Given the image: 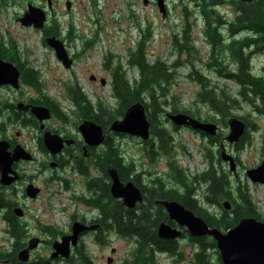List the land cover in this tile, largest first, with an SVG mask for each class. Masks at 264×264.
Returning a JSON list of instances; mask_svg holds the SVG:
<instances>
[{"label":"rangeland","instance_id":"374dc122","mask_svg":"<svg viewBox=\"0 0 264 264\" xmlns=\"http://www.w3.org/2000/svg\"><path fill=\"white\" fill-rule=\"evenodd\" d=\"M225 1L228 3L218 7L215 10L216 14L207 13L206 17L209 21L214 22L217 17L222 20L234 18L235 8L229 3L232 0ZM166 2L171 12L169 17L162 18L156 6H145L142 0H0V40L4 43L13 41L16 44L21 57L29 63L30 67L38 71L41 92L55 99L62 107L70 106L66 99L68 92L70 89L77 88L90 105L97 107L99 104L107 115L115 116L117 103L112 97L111 90L114 69L118 68L124 73L130 83L137 78L136 69L128 66L127 61L129 52L135 50L144 35H148L145 46L147 59L150 62L160 58L167 64L173 63L178 58L174 47L175 38L181 41L183 31L186 25H189L188 41L192 43L194 52L191 51L190 56L186 54L180 56L181 65L173 81L166 86L169 106L164 107L163 113L155 118V128L165 129L173 142L168 153L160 152L156 161L148 162L143 169L156 171L157 176L168 188H171L175 186L173 167L176 166L182 174L192 178L206 171L210 163L213 166L217 165L214 151L217 146H209L201 135L188 128H174L165 118L167 113H172L174 110L178 112L186 110L202 121L211 122L216 119L225 136L229 133L225 125L226 120L229 117L239 118L247 124L248 143L234 152L240 161V168L237 171L238 179L236 180L234 176L229 179L234 186L231 196L220 197L216 205H206L203 199H200V203L215 217H222L225 214L230 217L233 211H224L220 204L225 200L231 201L233 208L235 203L239 204L237 192L239 187L251 198L258 220L264 222V186L252 184L246 175L247 170L253 166H259L264 161V114L257 113L253 109L254 104L238 101L228 110V116L222 117L209 106L196 102L199 88L187 78L188 67L191 64L211 81V85L223 89L233 97L238 87L230 80L216 74L213 68L206 66L209 59V45L204 34L206 19L200 10L186 0H166ZM28 4L46 12L47 27H53L57 37L67 39L70 35L69 40H66L67 50L75 57V64L71 70L64 69L54 52L43 45L40 31L22 27L17 21L26 11ZM184 8L188 12L187 17L184 16ZM220 31L224 38L228 37L225 27H222ZM243 35L241 33L237 37L242 38ZM221 58L223 60L221 65L218 63L221 73L228 74L229 70L234 69L235 66L227 54H222ZM250 66L254 73L264 76V54H252ZM91 76L96 77V81H91ZM102 79L105 80V85L100 84ZM21 91L30 92V89L22 86ZM141 142H143L141 139L129 135L112 136V144L117 147L124 162L134 161L137 166L143 151ZM31 144L34 145V142ZM224 145L226 147V142ZM228 148L226 152L229 153ZM137 170L141 168L137 167ZM32 171L37 176L34 184L42 191L36 201L27 202L21 194L14 197L7 192H4L3 197L7 203H13L16 199L24 205L27 210L24 223L27 225L26 230L29 235L48 240L51 236L42 232L39 224L57 228V235L65 230L68 215L73 213V207L67 208L68 202L59 200L62 195L56 192L57 183L48 180L49 172L36 173V164L32 165ZM224 171L229 173L226 166ZM205 188L204 185L199 188L197 192L199 198L205 195ZM60 208L64 211H60ZM3 213L4 210H0V254L10 252L13 244L6 232L7 226L3 220ZM107 242L104 245H98L93 240L86 239L83 243L86 262H82L77 256L66 264L130 263L137 248L135 238L121 240L111 233ZM176 243L179 257L174 259L166 254H156L155 264H193L192 256L197 251L196 246L189 241L188 237ZM49 250L46 245H41L35 249L33 256L49 259ZM207 253L215 262L217 249ZM108 259L112 262L108 263Z\"/></svg>","mask_w":264,"mask_h":264},{"label":"flooded vegetation","instance_id":"af4514ba","mask_svg":"<svg viewBox=\"0 0 264 264\" xmlns=\"http://www.w3.org/2000/svg\"><path fill=\"white\" fill-rule=\"evenodd\" d=\"M143 1L144 0H142V2ZM186 1L192 3L191 0ZM148 2V5L157 7L156 0H148ZM164 4L167 11L166 17H169L171 10L167 7L166 0H164ZM47 26L48 19L44 28ZM28 29L35 30L32 27ZM47 29L51 33L50 35L45 31L46 29L40 32L41 40L43 41L47 37H52L53 33L57 34L53 27H47ZM58 38L67 50L66 40H69L70 35L67 36V39ZM0 48L8 50V56L13 53L15 63L11 62L10 57H0V59L17 68L20 73V81L25 72L28 70H34L30 67L29 63L21 57L15 43L7 42L2 44ZM250 52V56L252 54H264V49L256 51L254 47L247 48L246 53ZM68 56L72 61V66L69 69L71 70L75 64V57L70 53H68ZM93 81H96V78H94ZM22 86L24 85L22 84ZM22 86H20L18 90H14L10 86L0 87V142H5V144H7L6 152L11 155L15 149H20V157H22L10 165V173L8 177L11 178V182L9 185H2L0 183V196L3 197L4 192L9 193L11 196L14 195V197L21 194L24 200L27 202L31 201L32 199L26 194V189L30 185L37 187L34 184L37 176L34 175L32 171V165L36 164V173L44 174L49 172L48 180L57 183L56 192L62 195L59 200L67 201L68 205L66 207L69 208L72 206L73 213L68 215V223L65 230L57 233V235V228L53 226H40L39 224V229L45 234H49L51 238L49 237L48 240L37 238L39 239L37 248L41 245H46L50 249L49 259L34 258L33 255L36 252L34 249V251L32 250L29 253V260L27 262H21L18 260V253L21 250L26 249L28 242L36 237L29 235L26 230L27 225L24 223V218L27 210L24 205L19 203L16 199L13 203H9L10 208L1 209L4 210L3 220L5 222V215L10 211L14 221L21 228V242H19L20 245L17 246L16 239L12 234L13 230L11 226L9 225V233L8 224L5 222L7 226V235L13 241V244L10 252L0 254V264H66L70 263L77 256L82 262H86L83 248V243L86 239H91L98 245H104L108 243L109 234L111 233L121 240L132 238V236H128L124 232H118L114 225L117 226L119 223L122 225L128 224L129 221H132L133 224L139 222L140 225H143L144 221L149 220L150 222H156V226H158V224L161 223L160 215L163 213L167 216L166 212L159 204L161 201L159 188L160 178L157 176L156 171L152 172L149 169H143L145 165H148V162H155L157 156L160 155L158 139L150 132V139L140 143L143 151L141 152V160L138 161V166L135 165L134 161L125 163L124 158L117 151L118 159L120 160L121 173L123 174L122 177H120L118 170L114 167L117 170L119 180L123 185L132 183L139 190V197L141 199L136 202L133 208H128L124 204L123 199L112 198L110 194L111 179L107 174V169L112 168V166L106 165L103 162L107 159V147L113 145L112 136L118 135L108 131L111 122L108 124H106L107 120H105V124L95 122L94 119L96 116L100 115L98 109L97 107L90 105L84 95L85 102L83 107H79L75 102L77 99L76 96L69 91L66 99L69 101L70 106L64 108L55 99L47 96V94H43L41 88L36 89L27 85L25 87L29 88L30 92H24L21 91ZM20 104H22V107L19 109L18 106ZM26 106L45 108L48 110L50 118L40 121L32 115L30 109L25 110L24 107ZM253 109L257 111L256 104L253 105ZM86 121L93 122L102 128L103 141L98 146L87 145L81 131L79 130L80 126ZM211 123H214L218 127L215 136L207 137L202 133H198L203 137L206 143L209 144V146H217V149L214 150L217 165L211 167L210 163L207 170L212 168L218 175L226 177L228 181V190L231 195L234 186L230 183L229 179L231 176H234L237 180V171L240 168V161L238 157L234 155V152L242 149L243 144L248 143L247 130H245V133L238 142L234 144L226 143L225 147L224 142L226 136L222 133V128L219 125V122L216 119H213L211 120ZM245 125L247 129V124ZM45 134L56 136L60 140L61 148L58 153L52 154L46 148L44 144ZM32 142H34V145L31 144ZM221 145H224L226 151L228 146H230V148H228L229 153H227L232 156L236 165L234 173L230 172L228 162L223 161L220 156ZM27 154L30 156L29 160L23 158V156H27ZM224 166L228 168L229 173L224 171ZM137 167H140L141 170H137ZM255 168L257 167L253 166L250 169ZM261 186H264V184ZM39 189L40 192L37 198H39L42 193L41 188ZM239 189L240 188L237 187V192ZM37 198L34 201H36ZM228 202L231 205L232 211L233 203L231 201ZM15 209H20L22 212L21 217L14 214ZM59 210L64 211L63 208H60ZM75 223H77L82 230H80L77 235L75 246L72 245L71 241L69 242V257L63 258L58 256L51 259L50 256L53 253V243L61 242L62 238L72 236V227ZM166 224L172 228H176V224L170 221L169 218ZM182 232L183 236L181 239H187L185 230H182ZM150 253L152 259L146 264H155L156 254H166L156 251ZM178 257L179 254L177 253L176 256L171 258L177 259ZM142 260L143 258L139 255L136 256L134 252L130 263L126 262L125 264H135L136 262L141 263Z\"/></svg>","mask_w":264,"mask_h":264},{"label":"trees","instance_id":"16d2710c","mask_svg":"<svg viewBox=\"0 0 264 264\" xmlns=\"http://www.w3.org/2000/svg\"><path fill=\"white\" fill-rule=\"evenodd\" d=\"M195 7L200 10L206 19V26L204 34L208 40L209 45V59L207 63L208 68H213L216 74L233 82L238 91L233 97L223 89H218L211 85V81L199 70L191 64L188 67L187 78L194 82L199 90L196 94V102L209 106L215 113L222 117L228 116V110L238 101L257 105V113L264 114V78L252 75L249 66L250 53H246L247 48H255L256 51L264 49V0H254L251 4L243 3L241 0H232L229 3L235 8V16L232 20H225L217 17L212 22L206 17L207 13L216 14L215 10L227 4L225 0H191ZM184 16H188L187 10L183 9ZM214 24V25H213ZM189 25H186L182 40L175 38L174 47L177 50L178 58L170 64L165 63L160 58L153 62L147 59L146 53V38L144 35L138 42L135 50L129 52L127 64L135 68L137 71V78L133 82H128L125 74L118 68L114 69L112 73V97L117 103L115 116L107 115L105 111L98 104L97 109L100 115L94 119L99 124H106L112 122L117 117H122L129 106L135 103H142L145 108L147 119L150 122L152 134L159 141V150L162 154L169 152L172 145V138L170 134L163 128H155V118L164 111V107L169 106L166 86L173 81L177 69L180 67V56L186 54L190 56L191 51L194 52L193 45L188 41ZM225 27L228 37L224 38L221 33V28ZM51 34L48 30L46 31ZM244 34L242 38H238L239 34ZM53 35H56L53 33ZM11 43V42H9ZM4 44L0 40V46ZM8 50L0 48V57H10L11 62L15 63L14 55L8 56ZM222 54H227L231 60L234 69H230L228 74L221 73L218 63L221 65L223 61ZM21 82L24 86H31L36 89L41 87L39 75L33 70H28L24 73ZM70 93L76 96V104L83 107L85 98L79 89H70ZM172 113H178L173 111ZM185 113L193 118H196L189 111L183 110ZM107 116V117H106ZM200 120L199 118H196ZM154 127V128H153ZM245 139V138H244ZM117 148L109 145L106 149L107 159L103 162L106 165H111L118 170L119 176L122 177L120 168V160L118 159ZM210 160L212 158L210 157ZM213 165L211 164V167ZM173 179L175 186L168 188L166 184L160 179V199L174 200L181 203L185 208L192 211L196 216L201 217L210 228H216L226 231L236 225L239 219L243 217H254L258 220V215L254 212L251 198L239 189L238 200L239 204L235 203L232 216L223 215L222 217H215L209 213L206 207L200 203V199L204 200L206 205L217 204V199L220 197H230L228 190V181L225 176L218 175L212 168L204 171L199 175L188 178L182 174L177 167H173ZM205 186V195L203 198L197 196V192L201 186ZM3 208H10V204L5 202L0 196V210ZM163 211V209H162ZM161 223H167L168 218L165 214L160 215ZM5 222L8 224V232L10 233L9 225L12 228V234L16 239V244L19 246L21 228L16 224L10 211L5 215ZM120 233H126L136 239L137 248L135 250L136 256L143 258L141 263L146 264L152 258L150 252L156 251L159 253H166L169 256H176L177 244L176 242H168L159 240L156 236V222L144 221L143 225L138 223L114 225ZM189 241L196 246V252L193 254V264H221L219 255L217 253L216 261L213 262L211 255L207 252L216 249L215 242L210 238H190Z\"/></svg>","mask_w":264,"mask_h":264},{"label":"water","instance_id":"95a60500","mask_svg":"<svg viewBox=\"0 0 264 264\" xmlns=\"http://www.w3.org/2000/svg\"><path fill=\"white\" fill-rule=\"evenodd\" d=\"M49 1V0H48ZM244 3L251 4L254 0H241ZM157 6L162 18L166 16L163 0H156ZM147 5V1H144ZM69 8V3H67ZM46 16L43 10L27 6V10L23 17L18 19V22L23 27H33L40 30L44 26ZM46 45L51 48L57 60L61 62L65 69H69L72 62L68 58L67 52L62 42L55 37L45 39ZM20 73L17 68L0 59V87L11 86L13 89H19ZM93 80L94 77H91ZM104 80L101 84L104 85ZM19 109L22 107L20 104ZM25 110H31L33 116L40 121L49 119L48 110L42 107L26 106ZM165 118L174 127H187L193 131L203 133L207 136L213 137L216 134L217 126L213 123L201 122L184 113H167ZM229 134L225 140L230 143H236L240 140L245 132V124L238 118L230 117L227 120ZM150 122L147 119L144 105L140 102L132 104L127 108L121 119L115 120L110 124L109 132L117 134H125L140 138L144 141L150 138ZM82 136L89 146H98L103 141L102 128L93 122H84L79 129ZM44 144L46 148L52 153L56 154L60 151V140L56 136L45 134ZM7 144L0 142V183L2 185H9L11 178L8 177L10 173V165L17 161L21 156L20 149H15L13 154L6 152ZM220 156L223 161L229 163L230 172L234 173L236 165L233 158L226 154L223 145L220 146ZM24 159L29 160L30 156H23ZM107 174L111 179L110 194L113 199H123L124 204L128 208H133L136 202L140 201L139 190L132 184L127 183L123 185L118 177L117 171L114 167L107 169ZM247 177L252 183L264 184V162L253 170L246 172ZM40 189L30 185L26 189V194L30 199H36ZM159 204L164 208L170 221L175 222L177 228H172L165 223H160L157 226L156 236L159 240L174 241L182 236L180 228H184L191 238L209 237L215 242L216 249L219 254L221 264H264V223L256 220L254 217H243L238 220L236 225L227 231L223 232L216 228H210L206 222L196 216L192 211L185 208L177 201L161 200ZM222 208L225 211L231 209L228 201L222 203ZM14 214L18 217L22 216L20 209H15ZM80 226L75 223L72 227V236L64 237L61 242H55L52 245L54 252L51 254V259L58 256L63 258L69 257V242L75 246L77 235L79 234ZM39 239L33 238L27 244V248L18 253V260L27 262L29 260L30 251L37 248ZM111 263V260H108Z\"/></svg>","mask_w":264,"mask_h":264}]
</instances>
